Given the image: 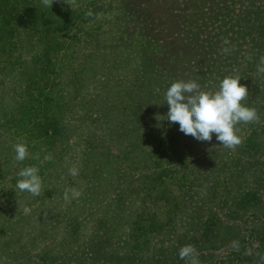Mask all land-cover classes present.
<instances>
[{
	"label": "rangeland",
	"instance_id": "rangeland-1",
	"mask_svg": "<svg viewBox=\"0 0 264 264\" xmlns=\"http://www.w3.org/2000/svg\"><path fill=\"white\" fill-rule=\"evenodd\" d=\"M141 1L76 0L72 10L64 0L51 8L0 0V264H73L75 250L84 264L98 238L111 234L127 251L144 243L140 234L153 235L176 203L177 164L150 163L146 172L148 162L130 170L120 158L119 134L139 139L146 130L130 119L140 106L138 32L130 29L151 11ZM159 112L148 107L147 118ZM143 141L147 152L154 137ZM17 143L28 148L23 162L14 160ZM27 166L39 169V196L16 188ZM65 189L79 196L65 200Z\"/></svg>",
	"mask_w": 264,
	"mask_h": 264
},
{
	"label": "trees",
	"instance_id": "trees-1",
	"mask_svg": "<svg viewBox=\"0 0 264 264\" xmlns=\"http://www.w3.org/2000/svg\"><path fill=\"white\" fill-rule=\"evenodd\" d=\"M178 1L140 2L151 11L146 9L130 29L138 32L140 54V76L133 82L140 106L130 111V119L146 130L143 138L119 137L125 142L120 158L130 170L140 161L148 162L146 172L150 163L177 164L180 194L153 235L140 234L143 244L120 252L112 234L99 236L93 260L84 264H188L179 249L189 244L200 264H264V73L257 71L264 56V0H185L187 5L177 8ZM226 76H241L249 91L242 103L260 117L258 123L237 125L243 143L234 151L219 144L215 134L201 142L166 119L165 93L171 83L195 80L202 90L215 91ZM147 104L160 109L152 120ZM146 136L154 137L147 152ZM76 254L73 264L83 262Z\"/></svg>",
	"mask_w": 264,
	"mask_h": 264
},
{
	"label": "clouds",
	"instance_id": "clouds-1",
	"mask_svg": "<svg viewBox=\"0 0 264 264\" xmlns=\"http://www.w3.org/2000/svg\"><path fill=\"white\" fill-rule=\"evenodd\" d=\"M41 2L45 7L51 8L55 0H41ZM64 2L70 5L72 10L76 5V0H64ZM87 15L92 16L93 13L89 11ZM257 71L264 73V56L260 57ZM240 79L241 76H226L215 91L202 90L195 80H177L171 83L165 93V102L169 106L166 119L171 124H179L182 133L201 142H210L215 134L219 144L234 151L243 143L237 125L260 121L257 110L242 103L247 100L249 91L246 85L240 83ZM14 151V160L17 162H23L29 156L25 143L15 144ZM51 158V155L44 157L45 160ZM38 172L39 169L35 166L20 169L17 173L19 179L16 188L20 192L39 196L43 185ZM69 172L75 176L78 174V169L73 167ZM70 194L71 198L79 196L76 189H65L64 199L69 200ZM196 253V248L190 244L179 249L180 259L187 260L188 264H200Z\"/></svg>",
	"mask_w": 264,
	"mask_h": 264
}]
</instances>
